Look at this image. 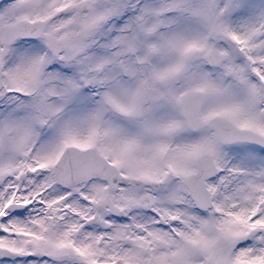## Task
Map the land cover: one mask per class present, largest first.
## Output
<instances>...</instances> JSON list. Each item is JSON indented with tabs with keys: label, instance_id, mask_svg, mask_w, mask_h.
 Here are the masks:
<instances>
[{
	"label": "snow or ice",
	"instance_id": "6c2138e0",
	"mask_svg": "<svg viewBox=\"0 0 264 264\" xmlns=\"http://www.w3.org/2000/svg\"><path fill=\"white\" fill-rule=\"evenodd\" d=\"M0 264H264V0H0Z\"/></svg>",
	"mask_w": 264,
	"mask_h": 264
}]
</instances>
